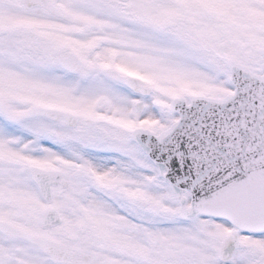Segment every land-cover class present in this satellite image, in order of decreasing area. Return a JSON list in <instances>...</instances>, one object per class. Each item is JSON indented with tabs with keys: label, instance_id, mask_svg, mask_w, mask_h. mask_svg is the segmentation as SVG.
<instances>
[{
	"label": "snow or ice",
	"instance_id": "snow-or-ice-1",
	"mask_svg": "<svg viewBox=\"0 0 264 264\" xmlns=\"http://www.w3.org/2000/svg\"><path fill=\"white\" fill-rule=\"evenodd\" d=\"M0 264H264V0H0Z\"/></svg>",
	"mask_w": 264,
	"mask_h": 264
}]
</instances>
